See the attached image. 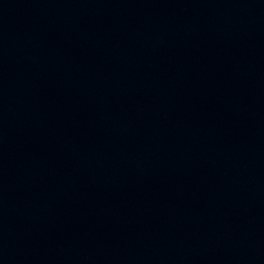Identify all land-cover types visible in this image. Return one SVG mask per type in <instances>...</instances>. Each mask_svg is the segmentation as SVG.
Returning a JSON list of instances; mask_svg holds the SVG:
<instances>
[{
  "label": "water",
  "instance_id": "obj_1",
  "mask_svg": "<svg viewBox=\"0 0 264 264\" xmlns=\"http://www.w3.org/2000/svg\"><path fill=\"white\" fill-rule=\"evenodd\" d=\"M0 264H264V0H0Z\"/></svg>",
  "mask_w": 264,
  "mask_h": 264
}]
</instances>
